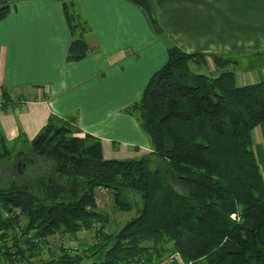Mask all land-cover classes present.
Returning <instances> with one entry per match:
<instances>
[{
  "label": "trees",
  "instance_id": "obj_1",
  "mask_svg": "<svg viewBox=\"0 0 264 264\" xmlns=\"http://www.w3.org/2000/svg\"><path fill=\"white\" fill-rule=\"evenodd\" d=\"M11 4L0 6V20ZM61 4L70 33L66 60L78 61L91 50L86 23L72 1ZM204 55L168 46L165 63L123 109L146 136L147 155L105 158L99 138L76 135L75 117L50 116L30 142L19 132L13 145L27 149L6 147L0 155L13 152L15 171L30 174L0 175V253L7 264H162L173 255L190 264H264V180L251 144L264 121V80L238 85L221 66L227 59H214L221 66L216 76L192 70L190 62L206 66ZM153 156L162 168H148ZM123 188L137 190L141 206L110 233L96 190L112 191L116 208L130 210ZM81 231L95 237L82 253L59 245L43 254L42 240Z\"/></svg>",
  "mask_w": 264,
  "mask_h": 264
},
{
  "label": "crops",
  "instance_id": "obj_2",
  "mask_svg": "<svg viewBox=\"0 0 264 264\" xmlns=\"http://www.w3.org/2000/svg\"><path fill=\"white\" fill-rule=\"evenodd\" d=\"M69 1L86 23L91 47L78 61L66 60L70 33L60 0L12 1L0 20V91L6 102L0 107V147L19 132L31 141L55 116L75 117L76 135L99 138L105 158L149 154L146 136L123 109L166 60L170 44L205 54L208 75L216 76L222 66L233 71L238 85L264 80V0H150L153 29L148 13L129 0ZM248 57L262 60L257 70L250 72ZM215 58L228 61L216 66ZM251 144L264 180V121L252 130ZM176 257L162 264H176Z\"/></svg>",
  "mask_w": 264,
  "mask_h": 264
},
{
  "label": "rangeland",
  "instance_id": "obj_3",
  "mask_svg": "<svg viewBox=\"0 0 264 264\" xmlns=\"http://www.w3.org/2000/svg\"><path fill=\"white\" fill-rule=\"evenodd\" d=\"M60 2H61V0H60ZM67 2H69V0H67ZM151 2L155 4L154 0H151ZM12 4H11V6H12ZM14 4H15V1H14ZM142 13H144V12L142 11ZM155 20H156V25H157L156 16H155ZM147 23H148V27H150V29L154 28L153 24H152L154 22L152 21V19H150V21L147 20ZM169 46H173V45L170 44ZM165 61H163L162 63L157 65L156 68L159 69L165 63ZM248 62H250L252 64L250 72H253L259 68V64L262 62V60L255 59L253 57H248ZM238 63H239V61H238ZM240 64L243 65L244 61L243 60L240 61ZM245 64H246V61H245ZM189 66L194 71L209 74V70L207 68V65L206 66H204V65L195 66V64L193 62H190ZM143 69L146 70L147 67H144ZM236 69H237V67H236ZM123 94H126V92H123L122 95ZM5 103L6 102H3V104L0 107H3L5 105ZM13 141L14 140H12L11 144L7 147V150H9L12 146L17 147V148H21L24 150L27 149V144L19 142V143H16L15 145H13ZM0 149H2V151H0V155H1L4 153L5 148L0 147ZM11 161H13V162L11 163ZM18 161L19 160L15 159V155L13 154V152L10 155V158L0 157V163L5 164V166H2V167L0 166V175L2 176L3 180L25 179V178L30 177V174L29 175L25 174L26 172L24 173V171H22L21 173H17L15 171V168L13 166ZM163 165H164L163 162H161L157 157L153 156L150 159V162L148 164V168L149 169L162 168ZM165 181L168 182L169 184H171L176 190L182 192L183 189L179 183L168 178V176L165 178ZM2 182H6V181H2ZM121 191H122L123 199L126 200L127 202H129L131 205L130 210H119L116 208L112 191L107 190V189H105V190L99 189L96 192L98 211L103 212L107 215L109 220H108V224L106 226V230L110 233L117 231L123 225V223L125 221H127L128 219H130L131 217H133L136 214L137 210L141 206L140 193L137 190L130 189V188H123ZM24 222H25V219H22L21 223L23 224ZM94 241H95V237L93 235V232L81 231L76 235L75 238H72L70 235L57 234L56 237L55 236L49 237L48 239L42 240L41 243L45 249V250H43L44 251L43 254H47V252H45L47 248H52L53 246L57 247L59 245L66 247L70 252L82 253L83 250L85 249V247L90 246L91 244L94 243ZM4 243H6V244L11 243V240L6 239L4 241ZM178 260L181 262V264H183V260H185V259H183L181 257H176L173 261L176 264H179ZM18 262L19 261L15 262L14 264H19ZM0 264H7V260L2 255V253H0ZM20 264H21V262H20Z\"/></svg>",
  "mask_w": 264,
  "mask_h": 264
},
{
  "label": "water",
  "instance_id": "obj_4",
  "mask_svg": "<svg viewBox=\"0 0 264 264\" xmlns=\"http://www.w3.org/2000/svg\"><path fill=\"white\" fill-rule=\"evenodd\" d=\"M12 1H17V0H0V6L8 4ZM129 1L143 8L148 13V16L152 19V21L155 22L153 6L149 2V0H129Z\"/></svg>",
  "mask_w": 264,
  "mask_h": 264
},
{
  "label": "built area",
  "instance_id": "obj_5",
  "mask_svg": "<svg viewBox=\"0 0 264 264\" xmlns=\"http://www.w3.org/2000/svg\"><path fill=\"white\" fill-rule=\"evenodd\" d=\"M3 102H5V99L2 92L0 91V106L3 104Z\"/></svg>",
  "mask_w": 264,
  "mask_h": 264
},
{
  "label": "flooded vegetation",
  "instance_id": "obj_6",
  "mask_svg": "<svg viewBox=\"0 0 264 264\" xmlns=\"http://www.w3.org/2000/svg\"><path fill=\"white\" fill-rule=\"evenodd\" d=\"M18 166V165H17ZM18 168H19V166H18Z\"/></svg>",
  "mask_w": 264,
  "mask_h": 264
}]
</instances>
